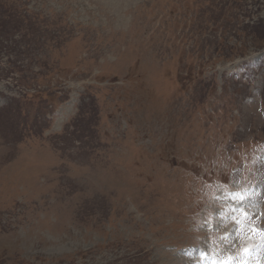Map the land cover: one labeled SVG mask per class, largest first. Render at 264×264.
<instances>
[{
  "label": "rangeland",
  "instance_id": "obj_1",
  "mask_svg": "<svg viewBox=\"0 0 264 264\" xmlns=\"http://www.w3.org/2000/svg\"><path fill=\"white\" fill-rule=\"evenodd\" d=\"M0 264H264V0H0Z\"/></svg>",
  "mask_w": 264,
  "mask_h": 264
}]
</instances>
